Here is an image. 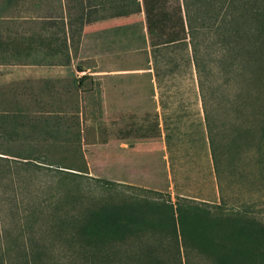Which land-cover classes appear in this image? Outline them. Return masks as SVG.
Instances as JSON below:
<instances>
[{"label": "rangeland", "instance_id": "rangeland-1", "mask_svg": "<svg viewBox=\"0 0 264 264\" xmlns=\"http://www.w3.org/2000/svg\"><path fill=\"white\" fill-rule=\"evenodd\" d=\"M104 4L0 0V41L27 48L0 53V119L18 116L22 124V136L0 141L1 150L45 162L31 172L19 166L20 158L7 156L14 183L0 187V219L11 224L13 237L17 220L32 206L71 185L101 196L220 203L200 134L196 82L184 79L177 92L160 96L151 47L143 41L141 0ZM225 195L233 211L242 210L243 200L254 202L249 212L264 223L260 151L242 156L232 183L225 180ZM197 255L194 264H203Z\"/></svg>", "mask_w": 264, "mask_h": 264}, {"label": "trees", "instance_id": "trees-1", "mask_svg": "<svg viewBox=\"0 0 264 264\" xmlns=\"http://www.w3.org/2000/svg\"><path fill=\"white\" fill-rule=\"evenodd\" d=\"M103 1L116 8L138 0ZM141 3L160 96L177 92L184 79L196 82L200 134L220 203L101 196L71 185L17 220V237L0 219V264H194V252L203 264H264V223L249 212L255 203L243 200L242 210L233 211L225 195V180L232 183L242 156L264 155V0ZM25 49L22 42L0 41V53ZM21 136L20 117L0 119V141ZM1 147L0 187L14 183L7 156L31 172L45 163Z\"/></svg>", "mask_w": 264, "mask_h": 264}]
</instances>
